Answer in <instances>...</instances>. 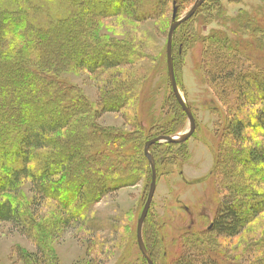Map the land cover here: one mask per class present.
<instances>
[{"label":"rangeland","instance_id":"rangeland-1","mask_svg":"<svg viewBox=\"0 0 264 264\" xmlns=\"http://www.w3.org/2000/svg\"><path fill=\"white\" fill-rule=\"evenodd\" d=\"M134 1L141 7L136 19H129L125 17L127 11H120L121 16L116 14L103 19L91 34L98 47L106 45L110 48L105 47L106 53L111 50L117 60L114 67L90 72L71 66L58 74L90 107L73 124L79 126H76L77 132L72 126L52 136L54 140L68 136L69 139L78 132L88 135L87 139L94 133L89 143L83 144L84 151L89 147L113 157L117 147L112 139L116 140L119 135L124 139L126 134L134 135L137 127L149 137L148 140L162 134V130H179L173 135L177 137L189 129L188 119L172 95L167 75L166 43L173 8H176V19L181 18L196 0H168L151 20H141V17L145 12L152 15L150 3L154 0ZM46 6L48 9L49 5ZM158 7L159 3L155 2L154 9ZM212 34H218L223 40L227 38V43L239 48L238 59L244 70L264 74V0H204L195 15L173 34L174 76L180 95L194 117L195 129L182 144H155L158 147L151 152L149 148L155 162L156 189L142 227V240L153 264H171L184 243L192 251L195 242L186 232L205 231L213 222L223 195L216 182L217 172L220 175L222 168L229 172L232 177L229 183L251 173L241 167L236 173L234 156L230 153L221 157L220 167L215 169L225 120L236 117L245 124L255 125L253 105L258 102L251 100L242 106L235 102V94H226L229 97L223 99L216 96L212 85L204 80L199 65L203 47L207 45L202 40ZM126 93L130 99L124 105H105L106 101ZM171 97L184 116L182 123L174 102L169 101ZM244 137V149L252 145L264 146V134L259 127L246 130ZM225 144L230 152L237 153L230 137ZM134 148L129 182L108 185L110 191L92 205L74 206L79 196L76 201L71 200L75 188L70 186H75V181L81 184L80 193L89 190L86 184L89 171L86 170H82L73 182L65 177L54 179L63 182L57 201L36 196L28 180L22 181L17 195L0 194V203L12 202L25 221L28 233L24 234L22 227L0 223V264H147L138 250L135 230L146 201L151 170L144 156V146L143 155ZM93 156L102 161L101 156ZM91 167L96 170L94 165ZM262 171L264 177L263 166ZM110 174L114 172L110 171ZM252 183H246V187L264 194V181ZM55 188L58 187H52ZM237 209L247 213L243 207ZM216 242L220 247L218 251H223L231 264H264V212L237 237L220 238Z\"/></svg>","mask_w":264,"mask_h":264},{"label":"trees","instance_id":"trees-1","mask_svg":"<svg viewBox=\"0 0 264 264\" xmlns=\"http://www.w3.org/2000/svg\"><path fill=\"white\" fill-rule=\"evenodd\" d=\"M163 1L154 0V3H159L155 9L154 3H150L152 15L145 12L141 20L156 18L168 3V0ZM137 4L134 0H0V172L4 173L0 175V194L15 196L22 181L28 180L36 196L57 201L63 182L54 179L65 177L73 182L82 170H86L89 171L86 182L89 190L80 193L81 184L77 181L75 186H70L75 188L71 200L74 202L79 196L74 206L84 207L107 194L110 191L108 185L129 182L128 172L134 165L132 147L143 155V146L149 138L144 136L141 128L137 127L134 135L126 134L125 139L120 135L116 140L112 139L117 147L114 148L113 157L106 153L99 154L98 150L89 147L84 151V143H89L94 133L89 134L92 136L87 139L88 135L79 132L69 139L68 136L54 140L52 136L71 129L78 116L90 107L83 97L76 95L77 90L62 81L58 74L71 66L90 72L114 67L117 60L111 55V50L106 53V45L98 47L91 34L103 19L116 14L121 16L123 13L120 11L125 10V17L136 19L137 14L141 13V7H137ZM46 5H49L48 9ZM226 39L212 34L202 40L207 45L203 47L199 65L204 80L212 85L216 96L226 99L229 97L226 94H235V102H240L242 106L251 100H256L258 104L253 105L252 120L255 125L245 124L236 117L225 120L215 169H219L221 157L230 153L234 156L236 173L240 167L245 172L251 170V173L244 174V178L240 176L234 183L228 182L232 177L223 168L220 175L216 173V182L220 190L222 188L223 195L215 218L205 231L186 232L188 238L195 242L191 246L192 251L187 243L182 244V250L171 264H231L226 254L218 251L220 247L216 240L237 237L264 212V194L246 187V183L261 184L264 181L261 174L264 146L243 148L246 130L259 127L264 134V74L244 70L238 59L239 48L232 47ZM129 99L126 93L113 97L105 105L116 103L122 106ZM169 101L174 102L176 113L181 115L174 99L171 97ZM182 119L184 121L183 115L181 123ZM76 126L73 128L77 132L79 126ZM174 130H162L160 135L173 136L179 132ZM228 137L237 147V153L228 150L225 144ZM156 147L151 146L150 152ZM93 155H103L100 158L102 161L95 160ZM91 165L96 170H92ZM110 171L114 174L111 175ZM101 181L103 185L99 184ZM52 187L58 188L53 190ZM241 207L247 209L246 214L237 211ZM0 223L22 227L23 233L28 235L25 221L10 200L0 203Z\"/></svg>","mask_w":264,"mask_h":264},{"label":"water","instance_id":"water-1","mask_svg":"<svg viewBox=\"0 0 264 264\" xmlns=\"http://www.w3.org/2000/svg\"><path fill=\"white\" fill-rule=\"evenodd\" d=\"M204 0H196V2L193 4L191 9L181 18L176 19V8H173V14H172V23L170 24L169 31H168V37H167V43H166V65H167V75L170 82V87L172 91V95L177 103V105L180 107L181 111L185 114V116L188 119L189 123V129L184 132L181 135H178L177 137L173 136H165V135H159L155 138H152L145 142L144 144V156L146 157L148 164L150 166V183L148 188V193L146 197V201L142 207L141 213L137 219V225L135 230V237H136V244L138 247V250L140 251L143 258L146 260L147 264H153L151 258L149 257L144 244L142 240V227L144 224V221L146 219V216L148 214V211L150 209V205L155 193L156 189V173H155V162L152 158V155L149 152V148L152 145L160 144V143H166V144H182L186 142L193 134L195 129V122L194 117L186 105L184 99L180 95V92L178 90L175 76H174V68H173V58H172V37L175 32V30L188 20H190L196 13L197 9L200 7V5L203 3Z\"/></svg>","mask_w":264,"mask_h":264}]
</instances>
